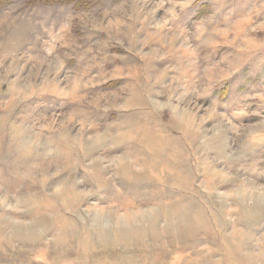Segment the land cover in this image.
I'll return each instance as SVG.
<instances>
[{"label":"rangeland","instance_id":"rangeland-1","mask_svg":"<svg viewBox=\"0 0 264 264\" xmlns=\"http://www.w3.org/2000/svg\"><path fill=\"white\" fill-rule=\"evenodd\" d=\"M0 264H264V0H0Z\"/></svg>","mask_w":264,"mask_h":264}]
</instances>
